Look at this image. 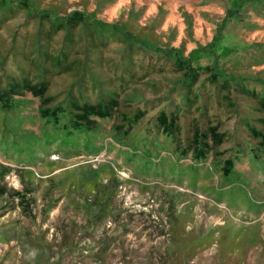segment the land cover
<instances>
[{"label": "rangeland", "instance_id": "rangeland-1", "mask_svg": "<svg viewBox=\"0 0 264 264\" xmlns=\"http://www.w3.org/2000/svg\"><path fill=\"white\" fill-rule=\"evenodd\" d=\"M5 1L0 264H264V142L248 129L264 132L253 96L264 93V1L243 0L235 16V0H27L28 9ZM73 11L152 49L130 61L127 44L109 38L86 59L82 35L72 65L51 68L43 53H57L64 33L47 39L40 17ZM170 50L211 69L228 91L217 95L202 70L191 88L197 103L187 107L185 73L163 55ZM126 70L132 77L121 87ZM25 79L44 96L23 89ZM101 100L115 102L112 116L73 129L72 104ZM173 108L168 133L157 117ZM195 131L211 147L204 159Z\"/></svg>", "mask_w": 264, "mask_h": 264}, {"label": "trees", "instance_id": "trees-1", "mask_svg": "<svg viewBox=\"0 0 264 264\" xmlns=\"http://www.w3.org/2000/svg\"><path fill=\"white\" fill-rule=\"evenodd\" d=\"M250 1V0H249ZM264 1V0H263ZM243 0H235V6L236 9L234 10L233 16L239 14L238 7L241 5ZM19 8L21 9H28V1L27 0H19ZM4 7L8 8L7 1L0 0V11L4 10ZM7 12H11V8L9 7ZM7 13L0 12V25H2L6 19ZM9 16V15H8ZM46 20L49 21L50 28L47 31V39H50L52 34H56L58 32L64 33V39L62 41L61 49L57 53H43V57L45 58L43 60V63L49 64L51 68L58 69V68H69L72 64L70 63L72 60V57L74 56L75 49H77V46L81 43L82 35L87 37V43L84 47V54L86 59L93 58L95 55H99L98 53L101 51L102 46L104 45L103 42L107 41L109 38L117 39L121 41L122 43H126V54L129 57L130 61L133 59V55H135V52H137L138 49H145L150 50L152 48L148 47L146 42L141 41L137 38H135L134 35H132L129 32H122L121 30H118L116 26L114 25H107L95 21H90L87 19L85 14L83 12L79 11H73L69 14H67L63 19L61 20H54L50 15H46L45 17H40V20L42 21ZM165 57H168L173 61V65L178 69L185 73L186 82L182 83V88H184L187 93H183V103L188 107L193 105V103H197V95H193L194 93L191 91L192 85L196 83L199 77V73L203 70L207 73H209V78L207 81L211 83V85L216 86L217 90L220 92H217V95H220L223 90L228 91L229 83L225 80H221L217 74L211 71L209 68L202 69L198 65L192 66V63L189 60H185L182 57H180L178 54H176L175 51L170 50L169 52L163 54ZM97 57V56H96ZM129 61V64L127 67H135L134 64H132ZM41 69H43L40 66ZM133 70V69H132ZM132 70H126L124 74L121 75V77L118 79L119 85L123 87L124 79L125 77L128 78L130 75V78L132 77ZM134 71V70H133ZM128 75V76H127ZM124 76V78H123ZM87 81V78L83 79ZM81 82L84 86L88 87L87 82ZM22 88L26 91L30 92L33 96L36 97H43L44 96V87L41 86L37 88L36 86L32 87L28 80H23L22 82ZM18 86L15 84L12 86L15 88ZM181 88V89H182ZM257 95V94H256ZM256 95H253L255 99H257L258 104L261 106V108L264 110V93L257 97ZM0 101H3L2 98H0ZM6 103V102H5ZM47 100H44V104L46 106ZM116 104L114 101H99L95 102L94 104L86 105L83 104L80 106L78 103L72 104V116L69 121V124L73 127V129L81 130V128H91L90 125H94V122L90 119L91 117H98V118H105V117H111L113 109L115 108ZM41 113L44 115L47 119H53L55 117L54 111H48L47 109H42ZM140 114H136L133 116L134 119H136ZM177 114L175 111V108L170 110L169 112H160L157 117V123L165 132H172V130L175 127V120L177 118ZM262 125L264 126V120H262ZM248 127V126H247ZM250 134L254 138H259L262 142H264V132H258L255 129H252L248 127ZM264 130V128H263ZM215 129L211 128L208 130L209 135L211 139L213 140V144L219 145L222 141V135L216 134ZM207 139V135L202 133H197L195 131L194 133V151L196 152L197 159H204L206 152L211 149L210 145L205 143L204 141ZM233 168V161L228 160L224 163V170L226 174H230L231 170ZM5 172L0 173V177H3ZM2 190H0V195H2ZM220 199V197L218 198Z\"/></svg>", "mask_w": 264, "mask_h": 264}, {"label": "built area", "instance_id": "built-area-1", "mask_svg": "<svg viewBox=\"0 0 264 264\" xmlns=\"http://www.w3.org/2000/svg\"><path fill=\"white\" fill-rule=\"evenodd\" d=\"M51 159H56V156H55V155H52V156H51Z\"/></svg>", "mask_w": 264, "mask_h": 264}]
</instances>
